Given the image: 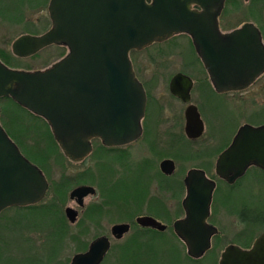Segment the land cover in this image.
Segmentation results:
<instances>
[{
  "label": "water",
  "instance_id": "obj_1",
  "mask_svg": "<svg viewBox=\"0 0 264 264\" xmlns=\"http://www.w3.org/2000/svg\"><path fill=\"white\" fill-rule=\"evenodd\" d=\"M224 1L50 0L51 29L39 36L19 37L11 50L23 58L54 44L66 47L67 55L47 69L33 72L8 68L0 61V99L10 98L43 118L59 148L73 160L91 151L92 138L106 146L128 144L141 134L146 105L144 89L129 58L131 51L186 34L218 91L243 89L264 69L263 46L252 25L228 34L220 32L218 17ZM180 78L176 75L170 83L175 96H180ZM192 126L196 130L191 131ZM201 128L198 113L189 107L187 135L199 136ZM251 166L264 171V125L242 126L218 156L215 174L233 184ZM184 185L185 217L175 221L172 229L186 246L187 255L200 259L218 233L207 222L215 184L202 171L191 170ZM47 188L41 171L23 156L0 124V213L8 207L40 202ZM94 195L93 187L79 186L69 198L82 207L84 198ZM64 215L70 224L76 223L75 210L67 207ZM137 223L160 232L166 228L150 217L138 218ZM129 229L128 224H115L110 233L121 240ZM110 245L106 236L98 237L68 264H101ZM218 264H264V234L249 249L227 246Z\"/></svg>",
  "mask_w": 264,
  "mask_h": 264
},
{
  "label": "flooded vegetation",
  "instance_id": "obj_2",
  "mask_svg": "<svg viewBox=\"0 0 264 264\" xmlns=\"http://www.w3.org/2000/svg\"><path fill=\"white\" fill-rule=\"evenodd\" d=\"M46 2V11L48 13V5L50 0H26L23 5L28 9L30 7L39 8L40 6L43 7ZM192 8L197 11L201 10L196 6H193ZM48 19L49 28L42 32L30 30L31 28L29 26H33L35 22H29V20L25 17V13L24 15L22 14L21 20L17 22H20L22 26H24V28L28 31L23 35L39 36L51 29L52 23L49 18V13ZM248 24L252 25L257 31L264 50V0H225L221 13L218 17V26L220 32L222 34H228ZM179 38H183L186 41L185 46L186 48L188 47L187 52L189 54V57L186 59H183L184 55L182 53V48L177 49L172 47V43H174V41ZM148 49H152L155 55L150 54L149 58L145 60L146 62H143L145 64H142L141 67H138L133 62H131L135 76L142 85L146 96L145 112L140 122L141 134L132 142L122 146H106L100 139L92 138L89 140L91 151L80 160H73L66 156L54 140V143L58 147V152H60L64 157L63 165L58 166L50 163L49 160L44 161V158L41 159L40 157L36 156L29 157L23 154V156L29 162L37 166L41 171L48 183V188L46 190L45 196L40 202L36 204L12 206L3 210L0 213L1 225H11L14 221L15 223L18 222L20 219L19 214H17L18 211L23 213L36 211L40 213L41 210H47L48 214L44 216L43 219L46 220H43V223L47 224L49 227L53 226L54 221L52 209H54V204H45L44 200L47 197H50L49 195L51 194V187H54V182L49 181V173L52 177L54 166L57 167L61 173L59 177L60 180L62 178V174H64L61 184L65 183V185H74L70 192L79 186L93 187L91 185L94 183L95 185L100 183L110 186L111 178H114V181H112L113 183L123 184L124 179L126 177L133 176L134 173L136 176H144L143 178L145 179V183L143 184L142 188L143 192L139 195L140 200H134L130 197H126L125 202H120L124 197H120L116 200L114 199V201L109 197L111 201L114 202V211L118 209L125 211L129 209V205H136L138 207V209H136L137 211L133 209V212L131 213L139 212L143 209L146 210L149 207L148 203L150 200H154L161 208L168 212V197L178 196L182 192L186 196V188L184 185V178L186 174L191 170L202 171L205 177L215 184L210 205V215L207 220V222L212 226H214L212 224L214 222L213 218L216 216V214L213 213L215 192L217 190V185L220 182H223L228 187L227 189L229 192L226 194L225 198V201L228 203L229 193L239 189L237 186L240 182L244 181H241L242 179H246L250 174V178L253 181L259 180V174L263 175L264 171L254 166L249 167L245 174L233 184L226 183L224 180L220 179L215 174V172L213 175L211 167L214 163V171L218 156L231 145L238 130L242 126L249 125L256 128L264 125V120L260 121L259 123H247V120H243V117L250 118L253 115L256 117L264 115V69L252 83L243 89L218 91L214 86L211 77L205 69L202 61L197 56L192 41L188 35L178 34L161 43H154L141 51H131L129 57H131L132 54H138ZM44 50H46L47 57L46 61L42 64L48 63V65H43L42 67L44 68L41 69L26 65V72L45 70L55 62L65 57L68 53L66 47L53 44L46 46L32 56L23 58L16 57L20 58L21 60L39 59L40 53H42ZM156 56L158 59H156ZM176 56L179 57L178 65L172 61V58L174 57L175 59ZM164 58H168V60H164ZM0 61L9 68L8 64L1 58ZM176 75H181L180 82L177 86L178 94H180V96H175L170 92V83ZM254 97L257 98L256 100L258 103V107L255 110L256 114L251 112L245 115L246 111L245 108H243L245 104L243 103H245L249 98ZM215 102L218 103L217 110L220 109V111H222L225 108H227V110H231L233 107L235 113H237L239 116L238 121L235 120L236 122L230 126V129L227 130L226 133H224L221 128L216 129L215 125L211 124L216 119L217 110L215 108ZM189 107L195 108L202 123L199 136L192 138H190L186 133V111ZM241 121H244V123H241ZM193 130H196V126H192L191 131ZM211 130L215 132L211 133ZM218 131L220 133L217 134ZM190 135H195V133L190 132ZM31 143L32 145H37L39 143L41 144V142L38 141H31ZM184 143L189 146V152H183L182 149L184 148ZM47 145L49 146V144H44L43 146L38 147L45 148ZM203 146L214 148V153H210L208 151L201 152L200 150ZM168 149L172 151L170 156H168V152L166 153ZM186 154L189 159L194 158L198 163L201 164H199L200 166L197 167H191L186 172L185 176L180 179V168L177 167V161L183 160ZM69 166L77 170L72 176L67 175L68 172L72 171ZM93 169H95V173L91 174ZM178 176L179 178H177ZM96 192L97 189H95V195ZM257 195L247 199L244 198L240 204V208L237 211L238 220L242 224V227L245 228L244 232L239 235V239L246 238L248 232L247 228H251L250 226L257 225L256 227H258L261 224H264V221L262 220L263 209H261L263 203L261 197H258ZM184 198L180 201V208L183 211V217L177 220L183 219L185 217L182 205ZM69 200L80 208L85 207L84 200L82 207L79 206L75 200H71L70 198ZM128 201L129 205L127 204ZM50 202H52V200ZM101 202H99L96 206H101L102 209L103 205L106 204H102ZM230 202H232V197ZM67 207L70 206L65 205L64 210ZM105 207L107 206H104L103 208ZM91 208L92 205L87 207L85 212L89 211ZM72 209L75 210L74 208ZM75 211L78 214V211ZM141 217H150L159 222L158 219L152 217L150 214H140L135 217V225L145 230L158 231L150 227L147 228L139 225L137 223V219ZM159 223L162 224L161 222ZM128 225L130 226V229L131 226L133 227V224ZM31 226L32 225L25 228L27 230V234L21 235L19 237L0 236V259L2 260V264H37L34 263V259H37L41 256L43 261H45L48 255H51L52 260L50 263L45 264H54L57 261L56 258H58V256L61 254L57 255L56 253H58L59 249L62 248V243L63 248L64 245L67 244L66 237H56L54 235L50 236V234H48V230H46V233V231L40 230V228L37 226L34 230H32L33 228L31 229ZM164 226L167 228L166 225ZM30 230L32 231L29 232ZM36 231L41 233V237L29 235L30 233L34 232L37 233ZM262 234H264V232L259 234L254 239V241ZM218 237L219 231L211 238V248L206 253L211 251L213 247V240H216ZM49 241H51L52 244L54 243V245H51L48 254L45 255L44 252L40 250V248ZM254 241L252 242L251 246L253 245ZM251 246L249 248H251ZM39 252H41L42 255L37 256V253ZM32 254L35 255L30 257L29 255Z\"/></svg>",
  "mask_w": 264,
  "mask_h": 264
},
{
  "label": "rangeland",
  "instance_id": "obj_3",
  "mask_svg": "<svg viewBox=\"0 0 264 264\" xmlns=\"http://www.w3.org/2000/svg\"><path fill=\"white\" fill-rule=\"evenodd\" d=\"M25 1L26 0H4V1L0 0V53L1 55H3L2 57L8 64L9 68L20 70V71H25L27 69L26 65L36 67L37 69L44 68L42 67L43 65L45 66L48 65V63L42 64L43 62L46 61V57H47L46 50L40 53L39 59H22L21 60L20 58H17L12 53L11 47H12L13 42L19 37L24 36L23 35L24 33L28 32L24 28V26H22L20 22H17L21 20L22 14L24 15L25 13V17L29 20V22H35L33 26H29L31 28L30 30H33L36 32H42L46 30L47 28H49L48 13L46 11L47 2L44 4L43 7L40 6L39 8L30 7L28 9V8H25V6L23 5L20 7L18 11L17 9H14V6L16 4L22 5ZM15 12H17L18 14H16ZM12 14H15V15L12 16ZM15 16L16 18H13ZM10 17H12V19ZM172 44H173L172 45L173 48L183 49L182 51L184 55L183 59H186L189 57V54L187 52L188 47L186 48L185 46L186 41L183 38L176 39L174 43ZM153 52L154 51H152V49L150 50L148 49L138 54H132L130 57L131 62H133L136 66L141 67L142 64H145L143 62L147 58H149L150 54L155 55ZM156 59H158L157 56H156ZM165 59L168 60V58H164V60ZM172 61H174V63L178 65L179 57L176 56L175 59L173 57ZM172 73H173V69H172ZM256 99H257L256 97L249 98L245 103H243L245 104V106H243V108H245V111H246L245 115L251 112L256 114L255 110L258 107V103ZM263 99H264V95H263ZM4 103L5 102L2 101V106L5 108ZM214 104L217 110L218 103L215 102ZM7 106H9V107H6L9 115L15 116V117H21V118L25 117L24 112L22 114V111L15 108L14 106H10V105H7ZM219 111L220 109L217 110L216 119L211 124L215 125L216 129L221 128L222 131L226 133L227 130L230 129V126L236 122L235 120L238 121L239 116L237 115V113H235L233 107L231 108V110H227V108H225L222 111L220 112ZM263 116L264 115L260 117H256L253 115L250 118L243 117V120H247L246 121L247 123H256V122L259 123L260 121L264 120ZM206 117H207V114H206ZM3 118L5 120V123H7V120H9L10 117L7 115H4ZM241 123H244V121H241ZM15 127L16 125L13 124L14 129ZM36 130L37 131L39 130L40 133H35V135L39 138V139H35V141L41 142V144L39 143L40 145L37 144V146H43L44 144H49L51 147L54 146V144L49 140V138L47 137L45 133L46 128L41 123L39 122L36 123ZM219 131L217 132V134L220 133ZM213 132L215 131L211 130V133ZM16 133L19 134L18 132ZM17 134H14L13 132L14 137H17ZM21 141H23L22 148L24 150L25 149L31 150V146H33L31 141L33 140L22 139ZM183 147L184 148L182 150L184 153L189 152L188 145L184 143ZM19 150L21 151L22 154H25L27 156V154L23 150H21V148H19ZM200 151L201 152L208 151L210 153L212 152L214 153V148L203 146L201 147ZM167 152H168V156L172 154V151L170 149H168L166 153ZM48 160L50 161V163L58 166V165H63L64 157L56 149L55 153L49 154ZM199 164L201 163H198L194 158L189 159L187 154L185 155V158L183 160H178L177 167L180 168V173H179L180 179H182L185 176L186 172L191 167L200 166ZM213 164L211 167L212 168L211 171L214 175L215 170L213 171L214 169ZM53 168H52L53 169L52 177H51V174L49 173L50 175L49 181L54 182V187L53 186L51 187L52 189H51V194L49 195L50 197H47L44 200V203L49 204L51 203L50 201L52 200L53 204H57V206L60 209V212H62V215H64L63 210H64L65 205L70 206L78 211V218L75 224H70L67 221L65 215L64 217L69 227V236L79 239L80 244L82 246H86V248L83 251L76 252L75 250L78 248V246L76 244H73L71 242V239H69V237H66V243L68 244V246L66 244L64 245V248H63V243H62V248L59 249L58 253H56L57 255L59 254L61 255L58 256V258H56L57 261L54 264H68L74 254L85 252L90 242H92L94 239L101 237V236H106L109 239L110 244H111L110 250L102 264H119V261H120L119 260L120 258V252H119L120 248L119 247L125 245L128 242V240H130L132 237L140 236V235L141 236L143 235V239H146L148 237H153V241L155 243L154 252L150 253L147 256L148 258L153 260V263L151 264H218L221 253L224 251V249L227 246L236 245V246H240L242 249H249L254 239L259 234L264 232V224H261L258 227H256L257 225L250 226L251 228H247L248 230L247 235L244 234L246 235V238L239 239V235L244 232L245 228L242 227V224L239 222L238 217H237V211L240 208V204L242 200L244 198L247 199L249 197H255L258 194L257 196L261 197L262 203H263V206L261 207V209H263L262 220L264 221V174L263 175L259 174L258 176L259 182L253 181L250 178V174L246 179L245 178L242 179L241 181L243 180L244 181L240 182L237 186L239 187V189H237L236 191H231L229 193L228 203L225 201L226 194L229 192V190L227 189L228 187L223 182H220L217 185V190L215 192V199H214V204H213V213L216 214V216L213 218L215 223L213 222L212 224L218 229L219 237L216 240H213V247L211 251H209L204 256H202L198 263H190L189 261L186 260L187 258H190L187 255L186 246L176 237L172 229L173 222L183 217V211L180 208V201L185 196L183 192L179 194L178 196L168 197V204H167V208L169 209L168 212L165 209L161 208L154 200H150V202L148 203L149 207L146 209L147 211L143 209L139 212L131 213L133 212V209L137 211L136 209H138V207L134 204L130 206L129 201L127 202V204L129 205V209L125 211H122L119 209L114 211V202H113L114 199L116 200L120 197H124L123 199L121 198L122 200L120 202H125L126 197H130L134 200H140L139 195L140 193L143 192L142 188H143V184L145 183V179L143 178L144 176H136L134 173L133 176L126 177L124 179L123 184L113 183L112 181H114V178L113 179L111 178L110 186H107L106 184H100V183H98L97 185H95V183L92 184L91 186L97 189L96 195L93 197L85 198L84 200L85 207L80 208L73 202H70L68 198L69 192L71 188L74 186L73 184H70L68 187H65L67 186L65 185L64 186L65 189L61 188V191L57 192L59 191V186L62 183L64 174H62V178L60 180L59 177L61 173L59 169L55 166ZM70 168L72 171L67 173L68 176H72L77 171L76 169L72 167ZM94 170L95 169L91 171V174L95 173ZM56 171H59V172H56ZM179 176L177 178H179ZM109 197L113 199V201H111ZM231 197H232V202H230ZM99 202H101L102 204H106V205H103V207L104 206H107V207L105 208L102 207L101 209L102 211H100L101 216L99 217V219H97V221L90 220L87 217V213L93 207H95ZM90 205H92V208L89 211L85 212V209L89 207ZM17 214H19L20 224L11 225L10 229H7V228L1 229L0 231L1 236L19 237L21 235L27 234L26 233L27 230L25 228L32 225L31 229L33 228L32 230H34L36 226L38 227L41 220H46V219H37V218H44V216L39 215V213L36 211H30L26 213L18 211ZM140 214H143V215L150 214L152 217L158 219L159 222L166 225L167 226L166 230L164 232H159V231H154V230L149 231V230L139 228L137 225L134 224V222H135V217ZM117 223L133 224V227L131 226L130 231L121 240H115L111 236V233H110L111 227ZM32 230H30L29 232H31ZM41 230L46 231V229H41ZM29 235L35 236V237H41L40 232L30 233ZM50 236H46V237H50ZM51 245L53 246L54 243L52 244V242L49 241L45 243L44 246L40 248V250L44 252L45 255H47L51 248ZM37 254H38L37 256L42 255L41 252ZM34 255L35 254L29 255V256L32 257ZM1 261L2 260L0 259V264H2Z\"/></svg>",
  "mask_w": 264,
  "mask_h": 264
},
{
  "label": "trees",
  "instance_id": "obj_4",
  "mask_svg": "<svg viewBox=\"0 0 264 264\" xmlns=\"http://www.w3.org/2000/svg\"><path fill=\"white\" fill-rule=\"evenodd\" d=\"M22 5L16 4L14 6V9H17V11H18ZM1 12H2V10H1ZM15 13L18 14L17 12H15ZM14 15L15 14H12V16H14ZM10 18L12 19V17H10ZM13 18H16V16ZM2 56L3 55H1V53H0V58L4 62H6ZM2 101L5 102L4 103L5 108L2 106ZM0 102H1L0 103V106H1V108H0V110H1L0 123L3 126V129L6 130L5 132L12 138L14 143L17 145V147H19V148H21V150L25 151V153L29 157L30 156H36V157H40L41 159L44 158L43 159L44 161L48 160L49 154L55 153L56 149L58 150V147L54 143V138L50 132V129L47 125V122L43 118L35 116L31 112L20 107L17 103L12 101L10 98L0 99ZM7 105L14 106L15 108L22 111V114L24 112L25 117L21 118V117H15V116L9 115L7 112L8 110L6 108L9 106H7ZM4 112H6V113H4ZM4 115H7L10 117L9 120H7V123H5V120L3 118ZM38 122L41 123L46 128L45 133H46L47 137L49 138V140L51 142H53L54 146L51 147L50 145L49 146L47 145V147H45V148H39L37 145H33V146H31V150H29V149L24 150L22 148L23 147V141H21L22 139H29V140H33V141H35V139H39L35 135V133H40L39 130L38 131L36 130V123H38ZM13 124L16 125L15 129L13 128ZM13 132H14V134H17L16 132L19 133V134H17V137L13 136ZM64 186H65V183L61 184L59 186V191H57V192H60L61 188L65 189V187H68L69 185H67L65 187ZM52 210H53L52 214H53V221H54L53 226L49 227L47 224L43 223V220H41L38 227L40 226L41 229L48 230V234L54 235L56 237H69V239H71V242L78 246V248L75 251L76 252L83 251L86 248V246H82L79 242V239L69 236L68 224L66 222L64 215H62V212H60V209L57 206V204H54V209H52ZM100 211H102L101 206L100 207L95 206L87 213V217L90 220L97 221V219H99V217L101 216ZM47 214H48L47 210H44V211L41 210L39 213V215H43V216H46ZM56 214H58V215H56ZM37 219H43V218H37ZM41 222H42V224H41ZM16 224H20V220H18V222H16V223L14 221L11 225H16ZM11 225L10 224L1 225V223H0V231H1V229H6V228L10 229ZM0 236H1V233H0ZM150 239H152V240H150ZM119 248H120V250H119V252H120L119 264H151V263H153V260H151L150 258L147 257L150 253L154 252L155 243L153 241V237H148L146 239H143V235L142 236L141 235L135 236V237H132L130 240H128V242L125 245L120 246ZM34 260H35L34 263L45 264V263H50L52 259H51V255H48L45 261H43L41 256L38 257L37 259H34ZM186 260L189 261L190 263H198L200 259L199 260H193L191 258H187Z\"/></svg>",
  "mask_w": 264,
  "mask_h": 264
}]
</instances>
